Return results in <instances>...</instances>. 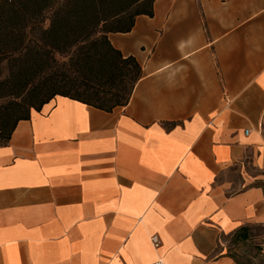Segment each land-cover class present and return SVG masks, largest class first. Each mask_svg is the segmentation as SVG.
Wrapping results in <instances>:
<instances>
[{"label":"crops","instance_id":"1","mask_svg":"<svg viewBox=\"0 0 264 264\" xmlns=\"http://www.w3.org/2000/svg\"><path fill=\"white\" fill-rule=\"evenodd\" d=\"M109 39L142 67L127 106L57 96L0 144V264H240L230 240L264 230V0H156Z\"/></svg>","mask_w":264,"mask_h":264},{"label":"trees","instance_id":"2","mask_svg":"<svg viewBox=\"0 0 264 264\" xmlns=\"http://www.w3.org/2000/svg\"><path fill=\"white\" fill-rule=\"evenodd\" d=\"M156 0H0V144L57 96L110 112L125 107L142 77L109 35L152 17Z\"/></svg>","mask_w":264,"mask_h":264},{"label":"rangeland","instance_id":"3","mask_svg":"<svg viewBox=\"0 0 264 264\" xmlns=\"http://www.w3.org/2000/svg\"><path fill=\"white\" fill-rule=\"evenodd\" d=\"M11 98L0 99V115L9 106ZM260 240H230L229 253L240 264H264V230L256 231Z\"/></svg>","mask_w":264,"mask_h":264},{"label":"built area","instance_id":"4","mask_svg":"<svg viewBox=\"0 0 264 264\" xmlns=\"http://www.w3.org/2000/svg\"><path fill=\"white\" fill-rule=\"evenodd\" d=\"M246 133H249V132L247 131ZM152 242L156 247L160 245V240L157 236H153ZM157 264H162V262H158Z\"/></svg>","mask_w":264,"mask_h":264}]
</instances>
